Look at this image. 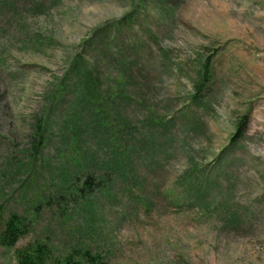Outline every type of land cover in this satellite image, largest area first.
<instances>
[{
  "label": "rangeland",
  "instance_id": "1",
  "mask_svg": "<svg viewBox=\"0 0 264 264\" xmlns=\"http://www.w3.org/2000/svg\"><path fill=\"white\" fill-rule=\"evenodd\" d=\"M138 3L0 0V209L34 222L16 247L79 241L108 264H264V0ZM77 52L94 60V95L136 151L129 181L107 171L115 197L95 196L89 218L28 203L77 187L61 178L73 173V150L60 128L76 126V152L99 148L77 100L86 93L65 78ZM114 52L124 65L108 61ZM45 122L49 144L30 156ZM110 155L102 148L95 159ZM196 176L206 181L200 195L188 186ZM131 188L149 202L128 200ZM13 250L0 246V264H17Z\"/></svg>",
  "mask_w": 264,
  "mask_h": 264
},
{
  "label": "trees",
  "instance_id": "2",
  "mask_svg": "<svg viewBox=\"0 0 264 264\" xmlns=\"http://www.w3.org/2000/svg\"><path fill=\"white\" fill-rule=\"evenodd\" d=\"M147 0H139V3L136 5H142ZM131 11L124 14L121 21L127 22L131 17H133L135 8ZM91 42H88L90 44ZM83 53H74L73 58L70 61L67 73L65 78L71 80L74 78L72 85L77 88L80 87L82 91L86 94L81 93L80 98H77L78 101L84 102L88 106L89 118L87 124L96 127L99 131L97 134V145L99 148L94 150L88 148L84 150H78L79 140L77 137H74V130L76 126H72L69 135L63 133L62 128H60V133L65 139V142L72 147V152L67 153L66 157L71 158V165L73 166V173L66 171V169H61V178L67 181L66 187H74V192L70 193L69 196L65 195V191L55 195H47L42 200H30L28 203L30 206L33 204L35 207L43 205L47 209H52L56 212H59L61 215L70 216L74 212L80 213L84 218H89L90 215H93L96 212V200H93L96 197L104 196L106 198H114L115 195L111 194L108 191V181L111 179L107 176V171H116L120 173V177L127 179L129 181L130 176L129 171L133 166V157L136 155L134 150L133 143L128 142L123 138V133L126 130V125L114 119L113 113L105 109L104 103L94 95V80L98 81V75L93 76V71L95 70V62L92 58L84 61L82 57ZM126 59L121 52H114L113 55L108 59L117 62V65L122 66L126 63ZM107 61V64H108ZM203 64L201 66L200 76L204 77ZM118 84L124 88L125 80L123 75H117ZM112 79V76H110ZM67 80V79H66ZM199 85L194 84V88L199 90ZM67 85L65 82H61L57 87V96L60 95ZM79 89V88H78ZM116 90V89H115ZM119 88L117 89V91ZM195 97V96H194ZM77 115L73 113L71 116ZM81 115V113H80ZM72 120H77L72 118ZM244 121L240 120L238 122L237 130L240 131L241 125ZM53 129V126L48 124V122L38 123L34 133L36 132L39 136L38 142L33 143L32 149L33 152H30V156L37 153L39 147H42V151L38 154H42L45 150V146L49 144L50 137L42 133V131H48L49 128ZM33 133V136H34ZM108 150L111 155L106 160H101L100 162L96 161L95 157L98 155L99 150L101 149ZM41 160V169H44L46 164ZM97 165L99 167H104L99 174L91 170V166ZM206 181L201 177H194L190 180L188 186L191 191L196 195H200L202 187H204ZM127 184V183H126ZM66 189V188H65ZM135 189L141 188H131L127 193L128 200L133 201L138 204L148 203L149 197L144 196H135ZM172 192V191H171ZM68 196V197H67ZM63 198V200H58ZM176 200L184 201L178 197ZM192 201V199L186 200ZM177 203V205H178ZM199 205L200 202L197 201ZM216 206H219V202H214ZM181 206H186L187 204H179ZM205 210L203 208H200ZM4 209H0V246L4 248L12 249L14 248V256L17 264H108L104 256H101L100 253L94 252L89 246L79 241L62 248L58 244L55 245L54 242H46L42 239H35L29 241L23 246L16 247L18 240L24 237L26 234L31 232V227H33L34 222L29 218L19 216L15 212H9L8 216L4 218Z\"/></svg>",
  "mask_w": 264,
  "mask_h": 264
}]
</instances>
